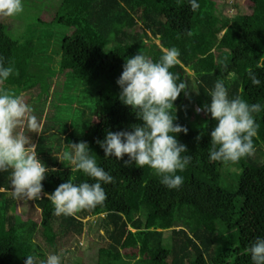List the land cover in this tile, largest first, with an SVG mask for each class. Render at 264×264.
I'll return each mask as SVG.
<instances>
[{
	"label": "trees",
	"instance_id": "trees-1",
	"mask_svg": "<svg viewBox=\"0 0 264 264\" xmlns=\"http://www.w3.org/2000/svg\"><path fill=\"white\" fill-rule=\"evenodd\" d=\"M57 1L24 0L33 17L13 32L0 16V56L14 68L0 89L22 97L37 91L42 101L52 95L53 78H61L54 99L58 114L49 128L56 132L26 134L50 169L44 193H54L68 180L92 182L71 170L67 145L81 141L114 183L104 185V206L73 217L55 216L51 201L42 197L36 201L44 211L38 225L20 221L18 200L10 195L11 170L0 173V264H24L29 255L40 264L47 252L37 240L43 239L50 254L59 253L62 236H82L85 220L97 217L105 232L98 264H251L246 249L264 236V162L255 158L264 148V110L254 114L259 125L255 154L226 166L209 161L216 122L196 109L211 102L210 91L226 76L225 64L238 77L226 80L230 98L264 106V85L253 86L248 79L251 70L264 82V0H250L253 14L233 20L216 0H198L195 12L188 0H59L54 19L44 21L47 7ZM172 47L180 50L181 64L171 71L193 92L191 101L182 93L175 105L177 123L188 129L178 139L192 157L177 173L184 179L178 190L162 185L147 166L126 167L123 160L105 158L96 143L107 131L131 130L141 123L119 100L116 81L125 60L141 53L158 61ZM62 143L59 162L55 156ZM179 223L184 226L178 229Z\"/></svg>",
	"mask_w": 264,
	"mask_h": 264
},
{
	"label": "clouds",
	"instance_id": "clouds-1",
	"mask_svg": "<svg viewBox=\"0 0 264 264\" xmlns=\"http://www.w3.org/2000/svg\"><path fill=\"white\" fill-rule=\"evenodd\" d=\"M188 4L194 12L200 7L198 0H188ZM23 11V0H0L2 17H14ZM180 56V50L172 47L165 48L158 61L141 53L125 60L122 74L116 81L120 88L119 100L141 123L131 126V130L107 131L104 139L96 142L105 158L123 160L126 167L133 164L138 168L147 166L170 190H178L183 185L184 179L177 173L183 172L192 159L186 155L187 146L178 139L180 134L187 135L188 129L177 123L175 105L182 93L189 101L193 93L187 83L171 71L181 64ZM13 71L10 62L6 63L0 56V85ZM223 72L226 76L219 77L210 91L211 102L197 108L196 112L210 115L216 122L210 133L209 161L227 166L255 154L254 138L259 125L254 114L264 110V106L250 104L240 96L230 98L226 80H236L237 73L228 70L226 64ZM248 79L253 86L264 85L258 74L251 70ZM31 111L21 95L0 89V173L11 170L10 195L16 200L33 201L46 196L57 217H73L82 211L104 206L107 200L104 185L114 183V177L97 164L89 145L83 141L67 145L73 165L71 170L82 172L92 182L68 180L54 193H44L43 182L50 169L38 158L37 143L19 130L26 122L29 132L39 135L42 131L36 117L29 115ZM246 251L251 264H264V236L256 237ZM26 257L24 264H36L33 256ZM40 264H63L62 254H48Z\"/></svg>",
	"mask_w": 264,
	"mask_h": 264
},
{
	"label": "rangeland",
	"instance_id": "rangeland-1",
	"mask_svg": "<svg viewBox=\"0 0 264 264\" xmlns=\"http://www.w3.org/2000/svg\"><path fill=\"white\" fill-rule=\"evenodd\" d=\"M24 1V0H23ZM220 5V10L223 12V14L230 18L235 19L239 16H250L253 14L254 8L250 0H216ZM60 5L59 0L54 3L50 4L42 18L44 21L50 22L54 19L56 8H58ZM24 11L23 13L17 15V17H6L8 20H6L9 28L11 31H16L17 29L22 28L23 25L21 23H27L28 18L31 19L33 17L31 14H29V8L25 7V4L23 3ZM154 7V4L150 6V8L146 9L145 11L151 9ZM144 11V12H145ZM29 14V15H28ZM157 45H160L159 41H154ZM51 55V53H50ZM190 74L193 75L192 72ZM61 78L55 77L53 78V81L55 82V86L52 89V95L48 98H44V100L39 101L37 97V91H34L32 95H28L27 97H23V100L26 104H28L32 111L29 113L31 116H35L37 119L38 124L40 125L42 131L39 133V135L47 136L51 132H56V129H53L52 131L49 130L50 125L52 124V118L58 114V109H56L55 99V92L58 90L57 84L60 83ZM60 97V96H59ZM58 97V99H59ZM47 99V100H45ZM57 99V100H58ZM58 105V103H57ZM63 110V108H62ZM25 134H27V124H25L21 127V130ZM63 145H66L65 143H62V149L59 152L57 159L59 162L63 161L64 159V151L65 148ZM38 158L41 159V156L38 154ZM255 158L259 162H264V148H262L260 151H258L255 154ZM70 166L73 167V165ZM42 197H45L42 195ZM41 197V198H42ZM40 198V199H41ZM37 200H26V199H19L17 209L15 211L16 215L21 216L20 221L25 222L27 220L35 221L38 225H41L43 221V215L44 211L42 209H39L36 206ZM91 221V222H89ZM86 223V230L82 236H62L59 241V254H62L63 256V262L64 264H98V257H99V250L105 245V242L102 240L101 237H104L105 232L101 228V220L100 218H92L85 220ZM57 222L55 226H57ZM184 226L183 223H179L177 225L178 229ZM167 239H171V234H166ZM105 238V237H104ZM37 243L41 245L43 249L47 252L46 254H50V251L48 252V247L45 245L46 243L43 241V239L37 240ZM167 247H169V242H167ZM128 263L126 264H133L131 260H127ZM41 262V261H39ZM130 262V263H129Z\"/></svg>",
	"mask_w": 264,
	"mask_h": 264
},
{
	"label": "crops",
	"instance_id": "crops-1",
	"mask_svg": "<svg viewBox=\"0 0 264 264\" xmlns=\"http://www.w3.org/2000/svg\"><path fill=\"white\" fill-rule=\"evenodd\" d=\"M18 202H19V200H18ZM17 206H19V205H17Z\"/></svg>",
	"mask_w": 264,
	"mask_h": 264
}]
</instances>
